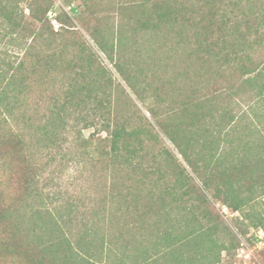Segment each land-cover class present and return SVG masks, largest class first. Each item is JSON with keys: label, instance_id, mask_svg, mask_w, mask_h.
Segmentation results:
<instances>
[{"label": "trees", "instance_id": "1", "mask_svg": "<svg viewBox=\"0 0 264 264\" xmlns=\"http://www.w3.org/2000/svg\"><path fill=\"white\" fill-rule=\"evenodd\" d=\"M34 1L28 5L30 22L42 23L53 7V0ZM62 1L70 7L71 1ZM256 1L259 3L254 4ZM112 7L120 14L117 28L105 32L86 29L136 100L146 105L151 121L135 106L134 120L138 123L134 125V120L130 122L128 117L124 120L115 115L112 124L110 104H103L97 95L92 96L93 84L79 83L90 69H96L103 77L108 70L101 66L91 47L87 46L86 52L85 46L77 44L78 53L72 54L71 61L75 64L77 55L82 54L79 59L84 64L73 67L78 84L68 83L63 99L69 107L91 101L105 108L101 115L108 122L103 126L108 132V149L97 153L94 148L90 154L97 153L99 170L111 176L110 192L102 198L111 204L110 210L100 205V212L95 214L99 220L92 221L88 232L74 244L60 226L58 212L37 202L38 169L30 158V146L20 133L0 132V170L3 172L0 174V264H103L105 247L107 259L113 248L119 249L115 243L118 238L124 239L125 254L110 264H225L221 254L228 256L235 250L238 239L217 215L214 203L225 205L232 213H243L244 207L251 208L255 205L251 204L254 199L264 196L262 158L252 163L253 170L249 168L252 164L237 165L238 160L234 159L237 147L230 143L229 136H222L225 128L237 131L239 128L229 106L234 94L231 89L236 93L243 88L255 89L256 97H264V63L258 69L260 62L255 64L244 54L246 45L264 44V33L253 31L251 22L260 18L258 21L264 24V0H122L114 2ZM234 10L240 12V17L231 26L230 14L226 12ZM1 11L6 17L14 14L8 5ZM72 11L75 15L77 10ZM204 11L207 14L201 13ZM196 16L197 21L191 22L190 17ZM208 16L213 19L210 21ZM127 20H130L127 27L132 25L139 39L147 38L148 45L134 44L138 37L126 34ZM8 22L13 29L19 26V23L12 24L10 18ZM210 27L214 28L211 35H215L216 29L222 34L208 42ZM252 34L255 36L251 41ZM132 44L136 46L135 53L129 49ZM192 57L197 63L202 57V64L207 67L194 70ZM255 70L257 75L248 77ZM218 78L228 82L226 94L217 95L216 89L203 84ZM19 79L11 76L6 81L0 89V101L20 91ZM127 98L126 106L132 111L134 103ZM59 109L63 111V106ZM101 110L97 107L93 111L97 114ZM56 115L55 122L49 123L52 129H46L45 133L42 130V138L37 137L39 142H46V149L53 143L55 128L62 121L60 113ZM243 140L241 137L239 142ZM221 141L228 142L229 148H224ZM242 150L246 152L244 147ZM15 168L22 171L17 183L22 184L21 192L8 189L6 174ZM255 168L257 172H253ZM258 173L260 178L255 177ZM251 174L253 180L249 179ZM238 175L245 182H252L251 185L244 189L239 186ZM251 187L259 192L248 194ZM116 210H124L126 219L118 218ZM66 219L68 222L62 223L70 222L69 217ZM245 219L255 228H264L260 212L248 213ZM136 233L140 238H135Z\"/></svg>", "mask_w": 264, "mask_h": 264}, {"label": "rangeland", "instance_id": "2", "mask_svg": "<svg viewBox=\"0 0 264 264\" xmlns=\"http://www.w3.org/2000/svg\"><path fill=\"white\" fill-rule=\"evenodd\" d=\"M40 1H36V4L39 3L41 5ZM69 1H71L70 7L64 4L62 0H53V7L47 12L46 19L42 23L35 24L30 22V8L28 5L31 2L34 3V0L20 2L18 12L23 16L24 23L19 28L13 29V27H9L8 24H2V21H0V31L4 32V34L10 33L12 35V31L16 32L15 36L11 38H4L2 33H0V89L5 86L6 81L11 76H15L17 80L22 78V80L19 79L17 81V85L21 87L20 91H14L6 99L0 101V132L5 131L12 135L20 133L23 139L26 140L25 142L30 146V158L33 159V164L38 169V173H36L38 182L35 186L39 194L37 202L47 204L49 208L58 212L57 214L59 215H56V217L61 222L60 226L75 244V240L88 232L91 222L99 220L98 216L95 217V214L96 211L100 212V205L104 204L103 206L109 208V210L111 205L107 200L102 199L104 194L107 196L110 192L111 176L107 171L104 173L99 170L101 164L96 161V158H99L97 153L108 149L106 141L108 132L103 127L107 120L101 115L105 108L91 101L76 107H69L64 104L63 92L68 87V83L78 84V80L73 76V67H80L84 64L79 59L82 54L77 55L75 64L71 61L72 54L78 53L77 44L85 46L86 52H88L87 46L91 47L93 52L98 55L101 66L108 70L106 77H103L95 71L96 69H90V73L85 74L84 81L79 80V83L84 84L86 81L88 84H93L94 92H92V96L93 94L97 95L103 104H110L112 108V124L115 115L119 119L128 117L129 121L132 122L137 115L135 106L140 109V113L147 120H150L151 117L146 110V105L136 100L112 65L99 52L94 40L86 29L91 30L93 28L94 30H104L105 32L108 29L117 28V24L120 23V14L116 10L114 11L115 6L113 5V8L112 4L122 0ZM3 3L9 7L11 5L8 2ZM257 3L259 2L256 1L254 4ZM196 4L198 5V3ZM11 8L14 9L13 7ZM73 8L77 10L75 15L72 11ZM8 9L4 10L3 13ZM201 13L207 14L206 11ZM228 14H230L229 20L232 26L235 20H239L240 12L236 10L233 12L227 11L226 15ZM66 16L70 18L68 19ZM102 16L104 19L101 18ZM208 18L210 21L213 19L210 16ZM216 19L219 20V17L217 16ZM258 19L251 21L253 23V31L262 34L264 33V24ZM190 20L191 22H193L192 20L197 21V16L195 19L190 17ZM129 22L130 20L125 22L126 34L137 35L134 32V28H131L132 25L127 27ZM230 22H228V26ZM256 23L258 26H256ZM55 26H57V30H55ZM218 30L216 29L215 35H211L214 32V28L210 30L211 32L207 36L208 42L221 36L222 31ZM243 31L245 32V29ZM188 33L193 38L192 33ZM139 36L137 35L138 40L134 44L139 45L140 42L143 43L144 47L148 45L147 38L139 39ZM254 36L252 34L249 40L252 41ZM244 48V54L250 56L255 64L260 62L258 67L260 69L264 63V44L246 45ZM129 49L133 53L136 52V46L133 44L129 45ZM242 55L240 57H243ZM198 59L200 61L197 63L194 57L191 58L195 62L194 70L206 68L207 66L202 64V57ZM124 63L126 64V61ZM20 64L21 66H19ZM256 75L255 70L248 77ZM108 77H110L109 80ZM242 78L245 79L246 76ZM219 80L218 78L217 80L203 82V84L206 88L210 86V88L208 87L209 89H216L217 95L226 94L229 89H225V84L227 86L229 84L227 81ZM20 83H22L21 86ZM107 83L108 85H106ZM139 86L141 87V84ZM231 91L234 94L230 97L229 106L232 107L233 114H235L234 121L236 125L239 124V128L238 131L232 130V128L230 130L225 128L222 136H229L230 143L233 142V146L237 147L234 153V159L238 160L237 165H241V167L249 166L253 162L255 164L257 159L260 158H262V164H264V97H256L255 89L243 88L237 93L234 89H231ZM83 94L84 92L79 93L78 97ZM127 97H130L134 103V109H132L134 114H130L132 112L131 108L126 106ZM83 99H87V96L83 97ZM61 105L63 106V111L59 109ZM97 107L102 110L95 114L93 110ZM57 111L60 113L62 121H60V126L55 128L56 136L53 143L51 145L48 143L50 147L46 149L44 148L46 142L44 140L39 142L37 137L41 136L42 138V130L45 133L46 129H52L49 123L50 121L55 122ZM48 118H51V120ZM56 121L58 122L59 118ZM138 122L137 119L134 120V125ZM247 126L248 128H246ZM240 132H244L247 135L244 136V133L241 135ZM241 137L244 140L239 142ZM221 143L224 148H229L226 147L228 142L221 141ZM166 145L171 146L168 142H166ZM242 147L245 148L246 152H243ZM94 148H96L97 153L93 152L90 154V150H94ZM254 153L255 155H252ZM244 160L245 163H243ZM180 162L183 163L181 158ZM254 164L249 166V168L253 170ZM257 170L255 168L253 172H257ZM2 173L0 170V174ZM258 174V177L255 176L256 178H260V173ZM6 176L8 177V182H6L10 186L8 189L16 188L17 192L23 190L22 184L17 185L22 176L20 169L15 168L12 172L7 173ZM253 176L251 174L249 179L253 180ZM236 181L243 189L252 183L245 182V179L243 177L239 178V175ZM254 192L255 188L251 187L248 194H253ZM257 192H259L258 189L255 194ZM206 194L208 195V193ZM252 203L255 205L251 208L249 206L244 207L243 213L241 211L232 213L225 205L214 203L217 215L236 233L238 239V247L235 250L230 251L228 256L224 252L221 254V260L225 264H264V237L261 235V232L264 234V228H255L250 225L251 221L249 219H245V215L248 213L252 214V212H260V216L264 218V206L260 205L264 204V196L254 199ZM116 211L118 218L126 219L127 213L124 210ZM66 217L70 218L68 224L62 223L68 222ZM241 222H244V224ZM176 230L179 231L177 227ZM139 236V233L135 234V238H140ZM259 236H262L263 239H259ZM123 242L124 239L120 238L115 241L119 249H111L112 251L107 259H105L107 257L105 252L107 246L105 247L103 264H110L114 259L118 260V258L124 257ZM144 244L149 246V248L152 247L149 242ZM128 252L134 255L133 251L129 250Z\"/></svg>", "mask_w": 264, "mask_h": 264}, {"label": "crops", "instance_id": "3", "mask_svg": "<svg viewBox=\"0 0 264 264\" xmlns=\"http://www.w3.org/2000/svg\"><path fill=\"white\" fill-rule=\"evenodd\" d=\"M3 2L11 3L12 6L10 5V7L14 8L13 9L14 14H11V16L7 14V17H8V19L10 18L12 20V24L19 23V26L17 27V28H19L24 23L23 16L21 15V13L18 12L19 11L18 6H20V2H22V1H19V0H0V9L3 6L7 5V4H5ZM7 17L2 15V11L0 12V21H2V24L3 23L4 24H8L9 23ZM12 32H13L12 35L10 33H5V34H8V35H5L4 32L0 31V33H2L4 38H9V37L11 38V37L15 36L16 32H14V31H12Z\"/></svg>", "mask_w": 264, "mask_h": 264}, {"label": "built area", "instance_id": "4", "mask_svg": "<svg viewBox=\"0 0 264 264\" xmlns=\"http://www.w3.org/2000/svg\"><path fill=\"white\" fill-rule=\"evenodd\" d=\"M55 30H57V26H55ZM261 235L264 237V234H262V232H261ZM262 236H259L260 237L259 239H263Z\"/></svg>", "mask_w": 264, "mask_h": 264}]
</instances>
